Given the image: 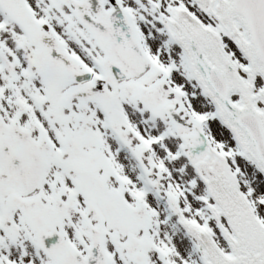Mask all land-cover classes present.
Segmentation results:
<instances>
[{"label":"snow or ice","instance_id":"obj_1","mask_svg":"<svg viewBox=\"0 0 264 264\" xmlns=\"http://www.w3.org/2000/svg\"><path fill=\"white\" fill-rule=\"evenodd\" d=\"M0 264H264V0H0Z\"/></svg>","mask_w":264,"mask_h":264}]
</instances>
